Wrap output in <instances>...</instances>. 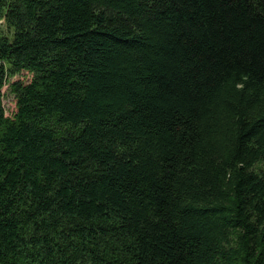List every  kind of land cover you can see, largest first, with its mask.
Instances as JSON below:
<instances>
[{"label":"trees","instance_id":"trees-1","mask_svg":"<svg viewBox=\"0 0 264 264\" xmlns=\"http://www.w3.org/2000/svg\"><path fill=\"white\" fill-rule=\"evenodd\" d=\"M0 264H264V0H0Z\"/></svg>","mask_w":264,"mask_h":264},{"label":"rangeland","instance_id":"rangeland-1","mask_svg":"<svg viewBox=\"0 0 264 264\" xmlns=\"http://www.w3.org/2000/svg\"><path fill=\"white\" fill-rule=\"evenodd\" d=\"M33 78L32 73H29L28 71H21L19 74L11 77L10 82L21 79L24 82H29ZM8 82L4 87H3V96H2V103L3 106L6 108L7 112H10L11 110L15 109L16 106V98L12 92L9 91V84Z\"/></svg>","mask_w":264,"mask_h":264}]
</instances>
